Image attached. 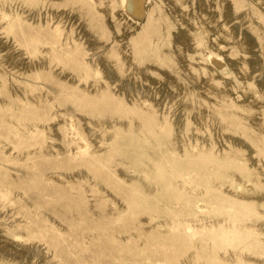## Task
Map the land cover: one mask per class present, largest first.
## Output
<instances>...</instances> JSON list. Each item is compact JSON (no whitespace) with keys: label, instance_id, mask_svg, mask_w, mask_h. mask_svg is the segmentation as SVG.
I'll list each match as a JSON object with an SVG mask.
<instances>
[{"label":"rangeland","instance_id":"rangeland-1","mask_svg":"<svg viewBox=\"0 0 264 264\" xmlns=\"http://www.w3.org/2000/svg\"><path fill=\"white\" fill-rule=\"evenodd\" d=\"M150 1L0 0V264H264V0Z\"/></svg>","mask_w":264,"mask_h":264},{"label":"bare ground","instance_id":"bare-ground-1","mask_svg":"<svg viewBox=\"0 0 264 264\" xmlns=\"http://www.w3.org/2000/svg\"><path fill=\"white\" fill-rule=\"evenodd\" d=\"M150 0H121L122 9L124 13L129 17H133V21H137L140 18V14L145 8H147ZM129 17V18H130ZM77 55V54H76ZM75 59V58H74ZM210 60L214 63H219V59L215 56L210 55ZM73 67V66H72ZM22 112V111H21ZM23 113V112H22ZM35 113V112H33ZM9 132V131H8ZM96 169V168H95ZM58 185V184H57ZM204 221V220H203ZM215 223V222H214ZM228 223V222H227ZM186 224V223H185ZM188 226V225H187ZM206 226V225H205ZM212 228V227H211ZM226 231V230H225ZM233 233V232H231ZM237 235V233H235ZM234 234V235H235ZM229 254V253H227ZM242 255V254H241ZM250 255V254H249ZM223 257V256H222ZM233 257V256H232ZM249 258V257H248ZM250 259V258H249ZM225 260V259H224ZM244 261V260H243ZM257 261V260H256ZM225 262V261H224ZM242 264V263H241Z\"/></svg>","mask_w":264,"mask_h":264}]
</instances>
